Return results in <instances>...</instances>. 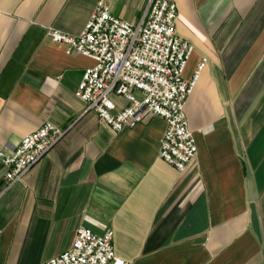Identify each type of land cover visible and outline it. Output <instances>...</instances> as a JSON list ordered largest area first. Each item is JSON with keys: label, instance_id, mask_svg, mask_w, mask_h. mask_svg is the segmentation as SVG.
<instances>
[{"label": "crops", "instance_id": "1", "mask_svg": "<svg viewBox=\"0 0 264 264\" xmlns=\"http://www.w3.org/2000/svg\"><path fill=\"white\" fill-rule=\"evenodd\" d=\"M100 1L137 24L149 0H0V150L45 122L63 131L10 188L0 160V264H43L81 227L114 230L132 264H264V0H175L195 47L185 78L208 58L186 103L198 152L182 173L159 156L164 119L115 133L76 97L94 61L48 31L80 35Z\"/></svg>", "mask_w": 264, "mask_h": 264}, {"label": "built area", "instance_id": "2", "mask_svg": "<svg viewBox=\"0 0 264 264\" xmlns=\"http://www.w3.org/2000/svg\"><path fill=\"white\" fill-rule=\"evenodd\" d=\"M178 16L175 0H149L139 23L132 24L115 15L107 2L100 1L80 35L50 28L48 36L65 45L67 54L94 61L75 94L95 112L101 124L119 133L135 128L148 116L165 120L159 156L182 173L198 152L186 103L208 58L201 60L191 78H185L195 47L178 34ZM114 96L123 97L126 106L118 108ZM62 135L59 127L45 122L13 149L0 150L7 188L21 180ZM43 264L132 263L116 254L114 230L97 234L81 227L66 251Z\"/></svg>", "mask_w": 264, "mask_h": 264}]
</instances>
